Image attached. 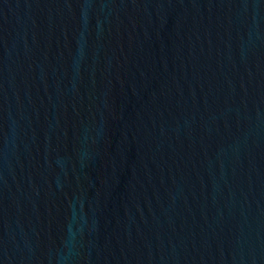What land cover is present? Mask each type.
Returning <instances> with one entry per match:
<instances>
[{
  "label": "water",
  "instance_id": "1",
  "mask_svg": "<svg viewBox=\"0 0 264 264\" xmlns=\"http://www.w3.org/2000/svg\"><path fill=\"white\" fill-rule=\"evenodd\" d=\"M0 264H264V0H0Z\"/></svg>",
  "mask_w": 264,
  "mask_h": 264
}]
</instances>
